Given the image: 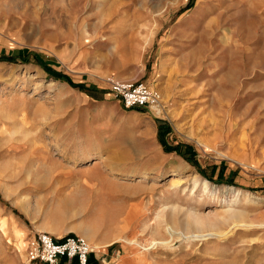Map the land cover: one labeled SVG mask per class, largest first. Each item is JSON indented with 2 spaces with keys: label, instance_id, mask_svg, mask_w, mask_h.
<instances>
[{
  "label": "rangeland",
  "instance_id": "rangeland-1",
  "mask_svg": "<svg viewBox=\"0 0 264 264\" xmlns=\"http://www.w3.org/2000/svg\"><path fill=\"white\" fill-rule=\"evenodd\" d=\"M10 56L0 264H41L39 233L84 238L98 264H264V0H0ZM109 80L160 105L135 113ZM229 210L241 226L203 231L224 237L166 234Z\"/></svg>",
  "mask_w": 264,
  "mask_h": 264
},
{
  "label": "built area",
  "instance_id": "built-area-1",
  "mask_svg": "<svg viewBox=\"0 0 264 264\" xmlns=\"http://www.w3.org/2000/svg\"><path fill=\"white\" fill-rule=\"evenodd\" d=\"M111 91L118 95L126 108L155 109L160 105V95L140 81L109 80ZM30 261L41 264H62L76 260L77 264H87L93 253L90 246L78 236H68L56 240L52 236L39 233L28 244Z\"/></svg>",
  "mask_w": 264,
  "mask_h": 264
},
{
  "label": "bare ground",
  "instance_id": "bare-ground-1",
  "mask_svg": "<svg viewBox=\"0 0 264 264\" xmlns=\"http://www.w3.org/2000/svg\"><path fill=\"white\" fill-rule=\"evenodd\" d=\"M180 185V181L179 180H175L172 183V186L177 187ZM205 186H207V184H205ZM217 210V209H216ZM212 212V211H211ZM228 215L226 214H222V215H217L214 219L209 218H204L202 216L196 215V214H192L189 216V218L187 219V223H186V231L182 232L180 230H178V228L174 227V226H169L166 225L165 226V231L166 234H168L169 239L173 240L174 238L182 239L183 241H199L200 239L205 237L210 238V236H215V237H224L228 232L226 233H222V232H214V233H208V234H204L203 231L204 229H214L215 226L218 225H232L233 228L231 230H235V228H238L239 226H241V223L239 222V218L242 216L241 213H238L236 211H227ZM195 229V230H194ZM230 230V231H231ZM233 230V231H234ZM196 231V232H194ZM230 235V234H229ZM84 239V238H82ZM207 239V238H206ZM203 240V239H202ZM84 241L90 246V244L84 239ZM116 242H123V243H130L129 241H127L126 239H124L123 237H121L120 235L117 236L115 238ZM170 243V241H162L160 242L161 246H168V244ZM96 248H99L98 245H95ZM154 246V244H153ZM150 249V248H149ZM144 250V248H143ZM148 249H145V251H147ZM146 254L142 253L141 257H139V261L140 262H144L147 258H146Z\"/></svg>",
  "mask_w": 264,
  "mask_h": 264
},
{
  "label": "trees",
  "instance_id": "trees-1",
  "mask_svg": "<svg viewBox=\"0 0 264 264\" xmlns=\"http://www.w3.org/2000/svg\"><path fill=\"white\" fill-rule=\"evenodd\" d=\"M20 51H17V53H19ZM15 57L16 56H10V57H0V58H3L4 60H8V61H11V62H14L15 61ZM167 149H172V148H170V147H168ZM91 257H92V255H90L89 256V258H88V261H87V264H90V261H91ZM73 261H75L76 262V260H73ZM77 263V262H76Z\"/></svg>",
  "mask_w": 264,
  "mask_h": 264
},
{
  "label": "crops",
  "instance_id": "crops-1",
  "mask_svg": "<svg viewBox=\"0 0 264 264\" xmlns=\"http://www.w3.org/2000/svg\"><path fill=\"white\" fill-rule=\"evenodd\" d=\"M135 108H138V109H136V110L134 111L135 113H142L141 111L138 112V111H139V107H135ZM62 264H77V263H76L75 261H71V262L68 263V261L63 260V261H62ZM90 264H98V263H96L95 261H93V260L91 259Z\"/></svg>",
  "mask_w": 264,
  "mask_h": 264
}]
</instances>
